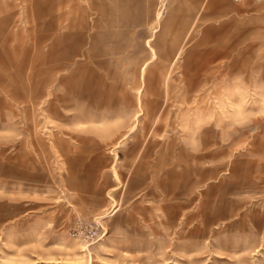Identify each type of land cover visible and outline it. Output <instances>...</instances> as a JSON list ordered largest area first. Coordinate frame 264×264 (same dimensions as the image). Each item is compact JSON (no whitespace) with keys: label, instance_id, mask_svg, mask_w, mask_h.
Returning <instances> with one entry per match:
<instances>
[{"label":"rangeland","instance_id":"1","mask_svg":"<svg viewBox=\"0 0 264 264\" xmlns=\"http://www.w3.org/2000/svg\"><path fill=\"white\" fill-rule=\"evenodd\" d=\"M1 109L0 264H264V0H0Z\"/></svg>","mask_w":264,"mask_h":264},{"label":"crops","instance_id":"2","mask_svg":"<svg viewBox=\"0 0 264 264\" xmlns=\"http://www.w3.org/2000/svg\"><path fill=\"white\" fill-rule=\"evenodd\" d=\"M160 12H161V9H160V11H158V14H157V18H158V15L160 16ZM159 19V18H158ZM158 21V20H157ZM155 32H157V31H155ZM154 32V33H155ZM150 42L151 41H153V39H150L149 40ZM149 41H147V42H149ZM150 48H151V46H150ZM153 49V48H152ZM151 49V51H152V53H153V57H156V54H155V52H154V50H152ZM179 55V52H178V54L176 55V57ZM56 60H57V58H56V56L55 55H52V56H47V57H45V56H43L42 57V60L40 61L41 63L39 64V66H43L44 64L45 65H47V63H49V64H52V67H53V63L54 62H56ZM150 61H146V62H144V64H143V66H142V68H141V71H144V69H148L149 68V66H150ZM148 64V65H147ZM147 66V67H146ZM32 67H34L35 68V66H32ZM45 69H48V70H50L49 69V67H47V68H45L44 67V69H43V67H42V71H44ZM55 70V68H53L52 69V71H50V73H45L46 75V77L48 76V74H51V72H53ZM49 72V71H48ZM42 74V73H41ZM34 74L32 73V75L30 76V78H29V80H31V78H32V76H33ZM39 82V81H38ZM40 83V82H39ZM6 91V93L8 94V99H10V101L11 102H16V91H14V90H12V89H8V90H5ZM29 105H26V106H24L25 107V109H27V107H28ZM3 107L5 108V110L6 109H8V115H7V117H9V120L10 119H13L15 116H16V114H17V111L14 109V107H12V105L10 104V103H8V104H6V102H4V104H3ZM3 113H4V111L1 109L0 110V118L2 117V115H3Z\"/></svg>","mask_w":264,"mask_h":264},{"label":"bare ground","instance_id":"3","mask_svg":"<svg viewBox=\"0 0 264 264\" xmlns=\"http://www.w3.org/2000/svg\"><path fill=\"white\" fill-rule=\"evenodd\" d=\"M160 11V10H159ZM158 18H159V15H158ZM158 18H157V20H158ZM148 44L150 45V41L148 42ZM148 45V46H149ZM150 49H152V48H150ZM153 50V49H152ZM148 65V64H147ZM44 67H45V65H44ZM147 67V66H146ZM46 68V67H45ZM45 71H42V74H44V76L46 75L45 73H47V72H45ZM51 74H48V76L47 77H45V79L42 81V79H43V77L41 78V85L43 86V89L41 90V91H39V92H37L36 93V95H33L32 96V98H31V101H30V107L31 108H33V107H35V105H41L42 103H43V100L40 102H38V101H35L34 99H38V100H41V99H43L44 97H47V96H49V95H51L52 93H51V91H49L48 90V88H51V85L55 82V78L53 77V76H50ZM143 75H144V71H143V73H142V78H143ZM50 104V106H51V108L53 107V105H54V102L53 101H51V103H49ZM49 108V107H48ZM35 109H36V107H35ZM34 109V110H35ZM37 110V109H36ZM35 114V113H34ZM135 127V126H134ZM134 127H132V128H134ZM119 145L116 143L115 145H114V149L116 148V147H118ZM113 168V172H114V177L115 178H117V179H119V176H118V172H117V170H116V168H114V167H112ZM99 222V221H98ZM101 222V221H100ZM100 222H99V224H100Z\"/></svg>","mask_w":264,"mask_h":264},{"label":"built area","instance_id":"4","mask_svg":"<svg viewBox=\"0 0 264 264\" xmlns=\"http://www.w3.org/2000/svg\"><path fill=\"white\" fill-rule=\"evenodd\" d=\"M71 236L83 242H95L101 238L102 232L97 227H81L70 232Z\"/></svg>","mask_w":264,"mask_h":264}]
</instances>
